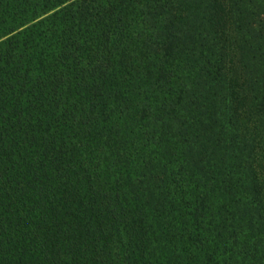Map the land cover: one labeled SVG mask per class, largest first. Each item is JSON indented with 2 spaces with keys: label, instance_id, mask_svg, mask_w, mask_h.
Masks as SVG:
<instances>
[{
  "label": "trees",
  "instance_id": "trees-1",
  "mask_svg": "<svg viewBox=\"0 0 264 264\" xmlns=\"http://www.w3.org/2000/svg\"><path fill=\"white\" fill-rule=\"evenodd\" d=\"M0 264H264V0H0Z\"/></svg>",
  "mask_w": 264,
  "mask_h": 264
}]
</instances>
